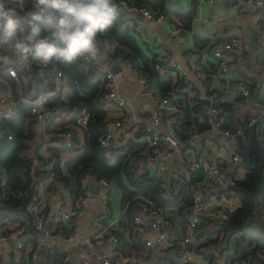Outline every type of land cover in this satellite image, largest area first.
<instances>
[{
  "label": "trees",
  "instance_id": "1",
  "mask_svg": "<svg viewBox=\"0 0 264 264\" xmlns=\"http://www.w3.org/2000/svg\"><path fill=\"white\" fill-rule=\"evenodd\" d=\"M128 1L145 6L153 12L164 11L172 25L181 28L182 31H188L191 29L200 0ZM104 37L111 43L109 59L131 61L133 66L146 75L148 86L157 90L160 95L171 88V79L165 74L154 71L156 52L153 46L143 48L124 20L118 22L117 19L111 30L99 39ZM194 40L199 43L206 38L195 36ZM55 63L66 75L67 88L56 95L43 97L41 102L58 104L60 106L58 114L63 115L67 111H72L67 121L61 122L54 128L71 132L70 142L64 147L48 144L46 147L48 155L38 153V144L33 145L38 133L34 127V115L31 112V104L24 100L19 101L15 114L3 116L1 119V140L7 143L0 149V174L5 179L4 184L0 185V203L6 205L0 209V230L10 232L21 224L27 226L24 242L19 248H11L8 251V258L12 264H60L66 252L55 244L46 246L33 258L32 249L39 241L34 221L37 212L41 210L39 207L44 203L41 189L44 187L46 192H50L62 187L69 192L74 204L80 195L90 190L91 184L87 182L89 178L93 182L104 178L117 188L118 206L120 210L124 209V212L111 230L118 237L116 249L123 255H129L141 244L139 236L134 237L130 242L125 233L128 231L133 235L131 234L135 226L133 214L139 209L140 203L148 199L167 211L173 208L181 211L189 203L192 193L197 189H203L204 185H200L202 172L196 169L181 179L170 176L167 185V178H162L159 174L148 171L147 168L139 170L133 164L129 165L132 155L129 151L135 146L146 149V142L130 138L121 146H114L113 142L108 147L102 146L99 138L105 132L106 122L110 118L107 117V109L102 99L106 88L101 80V71L92 70L83 59L73 63L62 61ZM9 66L16 69V78L8 74ZM0 75L9 81V89L16 98L21 96L36 98L41 91L48 90L53 85L50 71L39 70L34 63L27 69H20L15 63L0 64ZM17 84L20 85L21 90H17ZM188 101L189 97L181 88L178 98L181 108L174 129L182 138L193 132L201 133L211 127L207 121L205 101L193 98L191 107L193 114L188 111ZM219 104L223 108L220 114L223 119L224 106L222 103ZM83 110L89 114L86 126H81L77 122ZM53 119V116L46 118L48 124L45 129L50 130L49 124ZM246 122L247 120H243L230 126L226 125L223 119L222 126L233 129ZM140 131L150 133V130H145L144 127H141ZM9 134L11 137H8ZM256 134L264 147V120L257 125ZM248 138L243 141L246 142ZM109 150L114 154L109 155ZM64 152L75 153L69 155L61 165ZM239 155V166L243 168L244 173L236 179L235 184L219 191V194L226 193L235 197L238 205L228 211L225 217H221L220 214L202 217L198 229L201 231V236L207 239L195 249L200 252L199 248L204 244H214L221 237L229 239L234 236L235 249L232 254L226 256L227 259L240 256L248 258L246 264H264V218L262 217L264 201L261 200L264 197V149L262 152L257 150L239 152ZM49 161H53V176L50 182L44 184L49 173L46 168ZM109 191L108 188L107 194ZM208 225L209 227H206ZM127 243L129 245L125 247ZM28 244L32 245L30 250H26ZM127 249L128 252H125ZM201 252L210 259L214 255V252L207 248H203ZM116 259L113 258V261Z\"/></svg>",
  "mask_w": 264,
  "mask_h": 264
},
{
  "label": "built area",
  "instance_id": "2",
  "mask_svg": "<svg viewBox=\"0 0 264 264\" xmlns=\"http://www.w3.org/2000/svg\"><path fill=\"white\" fill-rule=\"evenodd\" d=\"M171 1L173 2L174 0H169V2ZM179 1L184 2L186 0ZM226 2L229 6L241 5L246 8L264 9V0H226ZM117 3L120 4L122 11L130 16L131 19L128 18V21L132 22L133 31H137L140 28L141 22L145 20L156 23H169L171 36H177L182 31L181 28L175 27L167 20V15L164 11L153 12L145 6L136 5L128 0H117ZM138 12L142 14L143 19L135 17L134 13ZM122 20L123 19L119 18L118 22ZM124 23L127 24L126 20H124ZM243 39L242 36L231 35L226 40L218 41L212 45L210 50L212 55L216 58L220 68H228L241 61L244 54ZM99 43V50L104 49L108 57V52L111 50L109 39L105 37L101 38L99 39ZM162 52V54L156 55L154 71L168 76L171 79L172 86L163 95H160L159 102L149 114L147 129L150 130V136L147 141L146 159L149 163L156 160L158 169L156 174H159L162 178H166V173L169 171L168 161L180 146L185 143H192L204 131L201 133L193 132L186 138H182L175 131L174 125L178 120L177 114L181 108L178 102L179 90H181L182 85L185 84L187 72L181 63L172 58L165 49ZM83 60L89 64L92 70L101 71V80L106 88L102 96L105 107H116L125 111L132 106L131 101L121 93L119 84L120 75H123L126 80L136 81L139 85V94L152 96V88L148 86L146 75L140 69L133 66L131 61L126 59L121 60L123 62L122 69L118 73H114L110 70V67H107L105 62L102 61L100 53H98L96 58ZM193 68L197 75H205L206 68L204 64L199 62L194 64ZM47 69L50 71V78L53 82L52 88L41 91L36 98H31L29 96L16 98L10 93H7L5 89L0 90V126L3 116H10L17 112L20 100H24L31 104V112L34 115L36 126L40 125V122L47 116L54 115L60 111V106L58 104H44L41 102V99L46 96L56 95L63 90L66 85V75L55 62L42 70L45 71ZM7 71L10 76L14 78L17 77V72L14 67L9 66ZM234 87L244 96L249 94L247 81L242 78L235 82ZM222 110L223 108L219 103L205 104L207 121L211 124L210 128L219 134L221 137V146L227 152L224 160H222V162L215 160L207 152L198 153L190 158L185 165L176 168L172 174L175 178L179 177L178 175L180 172L187 175L196 169H200L202 172L201 186L206 183L217 182L220 188H226L235 184L236 179L242 176L239 172L241 166H239L240 155L237 150V142L239 139H247L252 127L254 125L257 127V125L264 120V99L253 100L252 112L248 116L247 122L243 125H237L233 129L222 126L223 119L220 117ZM88 116V112L83 110L77 118L78 124L86 126ZM127 117L130 121H135L136 119L135 115H128ZM161 123L166 126L164 130L159 128ZM122 124L123 121L120 118L108 120L106 122L105 132L99 138L100 144L104 147H108L113 141H111L110 138H113L115 130L121 127ZM54 133L55 136L59 138L56 146L64 147L70 142L72 136L71 132L59 130V132ZM8 137H11V134H9ZM64 153H62L61 165L69 155L75 152H68L69 154L66 156H63ZM108 154L112 155L114 153L109 150ZM46 155H48V153ZM132 162L133 160H130L129 165H131ZM46 168L49 173L44 180V184L50 182L53 176V161H49ZM4 181V176L0 174V185H3ZM97 182L104 186L102 200L105 202L109 183L104 178L99 179ZM175 187H178V185H175ZM88 193L89 190H86L83 195H80L75 200L74 204L69 192L66 197L59 196L55 224L49 231L46 230L48 235L64 243L76 241L77 246L81 249H92L104 242L113 243V248L101 250L96 253L97 260H99L101 264H143L153 256V247L156 246L162 249L170 242L173 231L167 210L148 199H144V201L140 203L139 209L133 214V223L137 226L143 223L145 218H148L149 226L153 229L154 236L153 238L145 236L139 248L131 254L123 255L116 249V242L118 240L117 234L111 230L112 223L105 222L103 218H98L94 221L95 225L92 232L84 237L77 238L79 219L88 204ZM50 194H56V191L51 190ZM235 200V197L228 196L226 193H221L213 197H206L201 189L194 191L189 203L180 211L184 230L177 241H175V246L171 249L169 255L161 257L158 264H196L195 248L199 246L197 234L199 233L198 225L202 217L214 214H220L221 217H225L228 211L236 207ZM261 200L264 201V197L261 198ZM123 212L124 209H121V214ZM262 217L264 218V213H262ZM34 226L37 230L45 228V213L43 210L37 212ZM26 229V224H21L12 229L11 232L7 233L0 231V264H12L8 257L7 259H1L3 246L8 242L9 236L14 234L16 239L15 241L11 240V243L9 242L8 250L11 248H19L26 238L24 235ZM148 230L149 229L146 230L145 234L148 233ZM40 241L44 240L39 238V241L32 249L33 258L37 256V248L42 245ZM59 247L62 251L66 252L60 260V264H94V260L88 257H80L74 260L72 256L73 252L70 251V249L61 245H59ZM113 258L117 259L113 261ZM247 262L248 258L234 256L229 259H223L219 264H246Z\"/></svg>",
  "mask_w": 264,
  "mask_h": 264
},
{
  "label": "crops",
  "instance_id": "3",
  "mask_svg": "<svg viewBox=\"0 0 264 264\" xmlns=\"http://www.w3.org/2000/svg\"><path fill=\"white\" fill-rule=\"evenodd\" d=\"M119 18L126 20L127 26L133 31L132 22L128 21L131 19L128 14L121 11V17ZM169 27V23H156L150 20H145L141 22L140 28L133 32L143 48L147 49L148 47L153 46L157 56L162 54V51L165 49L168 54L172 58L178 60L186 70V81L182 89L189 97L187 103L189 105L188 111L193 114L191 111L193 98H200L205 101L204 104H223V119L225 120L226 125L234 126L243 120H247L252 112L253 100L264 99V9L246 8L241 5L229 6L226 0H203L200 1L197 6L190 30H184L177 36H171ZM231 35H239L244 38V54L241 61L236 65L229 66L228 68H220L216 58L212 55L210 48L214 43L226 40ZM195 36L204 37L206 40L196 43L194 40ZM99 53L102 61L105 62L107 67L114 64L123 66L121 60L109 59L104 49L99 50ZM199 62L204 64L206 68L205 75H197L193 68V65ZM241 78L247 81V88L249 90L247 96H244L234 87L235 82ZM119 84L121 93L131 101L132 106L125 111L116 107H105L107 109V117L110 119L120 118L123 121L122 126L116 129L113 134V145L121 146L130 138H135L140 142L147 143L150 133L141 132L140 128L144 127L145 130L148 128L149 114L159 102L160 94L152 87V96L139 94L138 83L136 81L126 80L123 75H120L119 77ZM152 85L155 87L154 84ZM16 86L17 90H21L19 84ZM9 87V81L3 79L0 75V90L5 89L7 93L13 95ZM128 115H135V121H130L127 117ZM49 116H53L54 119L49 124L50 130H47L45 129L46 124H48L46 118ZM49 116L40 122V125L38 126L34 123V127L38 133L34 138L33 145L38 144L37 151L42 155L48 153L46 149L48 144L56 145L57 140L59 139L54 133L59 132V130H55L54 128L61 122L67 121V119L62 118V114L56 113ZM159 128L164 130L166 126L161 123ZM1 136L2 132L0 131V149L6 144V141L1 140ZM220 138L221 137L217 132L212 128H209L202 132L192 143L182 144L168 161L169 171L166 173L167 185L169 178L174 177L172 174L176 168L185 165L190 158L198 153L207 152L215 160L222 162L226 157L227 152L221 146ZM129 152L132 154L130 159L133 160L132 164L134 167L139 170L147 168L148 171L156 174V171H158L156 166L157 161L153 160L150 163L147 161L146 149L135 146ZM67 154L69 153H64L63 156H66ZM239 172L242 175L244 173L243 168L240 167ZM187 175L180 172L178 175L179 177L176 179H181L183 176L186 177ZM87 182L91 184L88 193V204L79 219L77 238L84 237L92 232L95 225L94 221L96 219L103 218L105 222L112 223L111 227H115L118 222L117 219L121 216L119 206L117 213H114L110 208L108 194L106 201L104 202L102 200L104 186L97 181L93 182L90 178ZM112 186L114 185L109 184V189H111ZM58 189L59 190H56V194L52 195L50 192H46L44 187L41 189V192L43 191L42 200L44 203L39 209L43 210L45 213V229L48 231L53 228V225L55 224L59 196L66 197L68 195V191L64 188L60 187ZM221 189L222 188H220L217 182H210L204 184V187L201 190L206 197H213L219 194ZM235 204L236 206L238 205L237 199L235 200ZM167 212L168 218L172 224L173 232L171 234V240L162 249L157 248L156 246L153 247V256L143 264H158L161 257L169 255L171 249L175 246V241H177L184 230V224L179 209L173 208ZM206 227H209V225ZM147 229H149L148 233L145 234ZM200 232L201 231H199V233ZM125 233L128 235L130 242L136 236H139L141 243L145 236L150 238H153L154 236V231L149 226L148 218H145L143 223L134 226L131 233L133 235H130L128 231ZM201 235L202 234L200 233L198 236L199 245L206 241L205 237ZM15 239L14 234L9 236L8 242L3 246L1 254L2 260L5 258L7 259L9 251L8 244L11 240L15 241ZM231 239L232 237L229 239L226 238L225 243L218 240L217 243H207L201 246L199 248L200 252L196 251V264H219L223 259H227L226 256L232 254L235 249V244L231 245ZM40 243L42 245L37 248V255L41 250L45 249L46 246L55 244L46 243L44 241H40ZM128 245L129 243H127L125 247ZM31 248L32 245L28 244L26 250H30ZM67 248L73 252L72 256L74 260H77L80 257H88L93 259L97 264H101L100 261L97 260L96 253L101 250L113 248V243L104 242L92 249H81L77 245ZM203 248H207L214 252L211 259L203 255L201 252ZM228 249L231 250L228 251ZM128 250L129 249L125 250V252H128Z\"/></svg>",
  "mask_w": 264,
  "mask_h": 264
},
{
  "label": "clouds",
  "instance_id": "4",
  "mask_svg": "<svg viewBox=\"0 0 264 264\" xmlns=\"http://www.w3.org/2000/svg\"><path fill=\"white\" fill-rule=\"evenodd\" d=\"M121 11L117 0H0V64L42 70L96 58Z\"/></svg>",
  "mask_w": 264,
  "mask_h": 264
},
{
  "label": "water",
  "instance_id": "5",
  "mask_svg": "<svg viewBox=\"0 0 264 264\" xmlns=\"http://www.w3.org/2000/svg\"><path fill=\"white\" fill-rule=\"evenodd\" d=\"M134 15H135V17H137L139 19H143V16L140 12L134 13ZM121 69H122V66H120L118 64H114V65L110 66V70L114 73H118ZM110 140L112 141L113 138H110ZM237 147H238L239 152H241V153H246L248 151H253V150H257L259 152L263 151L264 147H263V144L259 141V138L256 134L255 125L252 127V130L250 132L248 140L245 142L242 139H239L237 142ZM4 207H6V205L0 203V209H2ZM38 237L41 238L42 240H44V242H46V243H55L57 245H61V246H65V247L77 245L76 241L64 243L61 240H58V239L51 237L50 235L47 234L45 228L38 230Z\"/></svg>",
  "mask_w": 264,
  "mask_h": 264
},
{
  "label": "rangeland",
  "instance_id": "6",
  "mask_svg": "<svg viewBox=\"0 0 264 264\" xmlns=\"http://www.w3.org/2000/svg\"><path fill=\"white\" fill-rule=\"evenodd\" d=\"M67 88V85L64 86V89ZM72 114V111H67L65 113H63L62 118L64 119H68ZM7 143V141L5 142ZM108 197H109V205L110 208L114 211V213L118 212V198H119V194H118V190L115 186H112V188L110 189L109 193H108ZM120 210V208H119ZM207 239V238H206ZM220 242L225 243L226 242V238L225 237H221L219 238ZM235 244V240H234V236L231 239V245ZM231 249H228V251H230Z\"/></svg>",
  "mask_w": 264,
  "mask_h": 264
}]
</instances>
